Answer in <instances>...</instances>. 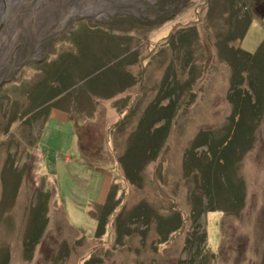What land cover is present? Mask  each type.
<instances>
[{
  "label": "rangeland",
  "instance_id": "1",
  "mask_svg": "<svg viewBox=\"0 0 264 264\" xmlns=\"http://www.w3.org/2000/svg\"><path fill=\"white\" fill-rule=\"evenodd\" d=\"M4 13L0 264H264V0Z\"/></svg>",
  "mask_w": 264,
  "mask_h": 264
},
{
  "label": "trees",
  "instance_id": "2",
  "mask_svg": "<svg viewBox=\"0 0 264 264\" xmlns=\"http://www.w3.org/2000/svg\"><path fill=\"white\" fill-rule=\"evenodd\" d=\"M85 28V30H86V32H91V33H93V32H95V33H99V31L101 30L99 27H95L94 29H90V28H87V27H84ZM95 37H96V35H95ZM81 42H83V43H85L86 44V48L83 50V51H87V49H89V47H91V46H93L92 44L94 43L92 40H91V37H89V36H84L83 38H82V41ZM262 45V44H261ZM261 45H260V47L258 48L259 50H264V48L262 49L261 48ZM87 46H88V48H87ZM110 55H112L111 53H110ZM246 55V54H245ZM68 56V62H76L77 61V59H79V57L77 58H74V56H72V55H67ZM247 56V55H246ZM248 58H252V57H248ZM253 58H254V55H253ZM115 59V58H114ZM101 64V63H100ZM93 69V68H92ZM92 73H95V69L94 70H92ZM68 84V83H67ZM65 88V87H64ZM64 90H67V88H65V89H63L62 91H64ZM257 104V102L256 101H254V103H253V105H256ZM260 107V106H259ZM254 110H255V112L257 113L258 111H257V108L255 107L254 108ZM163 118H164V116H162ZM165 119V118H164ZM166 120V119H165ZM170 120H171V118H170ZM240 125V123H237V125L235 126V132H236V134L238 133V136H240L239 134H241V132L239 133V128H238V126ZM246 130V132H243V130ZM243 130H242V141H248V134H250V130H251V127H247V126H245V128H243ZM234 141H236V135H235V137H234V139H233V144H235V142ZM232 142H231V146H232ZM234 147V146H233ZM225 164H228V161H226L225 162ZM229 166V165H228ZM214 167H216V166H214ZM219 168V167H218ZM228 168V167H227ZM226 170V169H225ZM199 215V213L198 212H196L195 213V215ZM98 233H100V232H98Z\"/></svg>",
  "mask_w": 264,
  "mask_h": 264
},
{
  "label": "flooded vegetation",
  "instance_id": "3",
  "mask_svg": "<svg viewBox=\"0 0 264 264\" xmlns=\"http://www.w3.org/2000/svg\"><path fill=\"white\" fill-rule=\"evenodd\" d=\"M16 2H17V0H11L10 3H8V0H0V26H1L2 21H6V14L4 13V11H7L10 8V6H12V4H14ZM12 63H13V61H12ZM31 63L32 64H36V63H33V62H31ZM38 63H41V61L38 62ZM12 78L14 79L15 76L13 75ZM12 78L8 79V80H5L4 82H1L0 86L4 85L5 83L7 84L8 82H10L12 80Z\"/></svg>",
  "mask_w": 264,
  "mask_h": 264
}]
</instances>
